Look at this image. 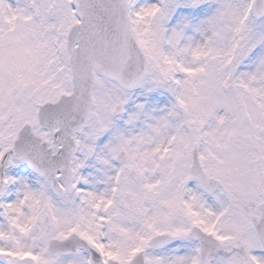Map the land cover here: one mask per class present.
<instances>
[{
  "label": "snow or ice",
  "instance_id": "obj_1",
  "mask_svg": "<svg viewBox=\"0 0 264 264\" xmlns=\"http://www.w3.org/2000/svg\"><path fill=\"white\" fill-rule=\"evenodd\" d=\"M0 264H264V0H0Z\"/></svg>",
  "mask_w": 264,
  "mask_h": 264
}]
</instances>
